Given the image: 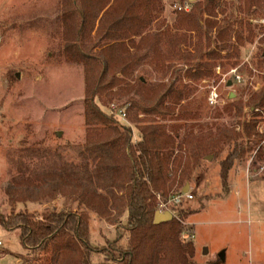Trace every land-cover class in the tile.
<instances>
[{"label":"trees","instance_id":"trees-1","mask_svg":"<svg viewBox=\"0 0 264 264\" xmlns=\"http://www.w3.org/2000/svg\"><path fill=\"white\" fill-rule=\"evenodd\" d=\"M219 2L195 3L190 12H177L168 24L162 0H62L64 58L84 67L86 140L94 152L110 150L109 193L55 172L21 180L17 187L29 189L25 196L31 201L46 196L43 185L51 196L65 195L84 207L81 211L1 215L0 225L8 231L19 230L28 257L50 249V264H90L91 255L98 253L112 264H194V239L183 240L182 221L174 218L154 224L159 200L168 202L185 188L202 160L217 159L224 152L220 168L222 183L227 184L230 168L247 153L244 144L264 140L257 129L264 118V76L262 88L253 91L246 104L229 101L206 125L200 124L201 107L184 104L175 87L184 68L186 81L196 83L212 79L220 65L235 67L241 48L255 41L252 25L244 24L248 32L244 36L242 24L238 31L234 23L216 21L226 13L218 10ZM260 33L258 65L264 75L262 29ZM145 66L160 74L157 82L139 76ZM116 100H124L121 109L131 125H120L105 111ZM246 107L253 120L245 119ZM223 113L237 123L216 125L214 121ZM258 151L264 158V150ZM100 153L90 158L81 154L87 176L98 171ZM89 212L117 226L127 215L128 246L118 245L119 236L102 249L92 247Z\"/></svg>","mask_w":264,"mask_h":264},{"label":"rangeland","instance_id":"rangeland-1","mask_svg":"<svg viewBox=\"0 0 264 264\" xmlns=\"http://www.w3.org/2000/svg\"><path fill=\"white\" fill-rule=\"evenodd\" d=\"M162 1L164 20L171 24L177 12H184L179 7L188 3L192 10L193 4L204 6L210 0ZM259 1L256 4V0H220L218 4V10H226L217 17L218 23H234L238 31L242 24L244 36L248 34L244 24L256 29L255 41L241 48L235 67L220 65L212 79L196 83L186 81L185 68L181 71L175 87L179 97H184V104L190 102L201 107V125L211 123L210 118L216 112L221 113L229 101L241 100L246 104L249 95L262 88L264 75L258 65L261 56L258 41L262 36L260 29L264 32V0ZM61 11L62 0H0V216L84 210L65 195L51 196L46 186L41 185L46 196L36 201L26 198L29 189L17 187L21 180H32L35 175L48 172L87 179L82 182L87 187L109 193L110 150L94 152L87 145L84 67L64 58ZM151 69L145 66L139 76L157 82L160 74L151 73ZM236 75L241 76L240 82L234 81ZM230 81L233 85L227 87ZM214 88L219 102L212 106L208 98ZM231 94L234 99H229ZM123 104L124 100H116L109 109H104L120 125H131L121 117L125 113L121 109ZM190 109L193 112L194 107ZM244 114L248 121L255 118L247 107ZM261 119L257 129L264 134V118ZM214 122L232 127L237 120L223 113ZM244 146L247 153L230 168L227 184L222 183L220 168L227 154L224 152L217 159L213 156L212 160H202L192 174L188 182L192 202L174 208L169 199L159 200L158 212L169 211L182 221L184 231L194 234L197 248L194 264H264V158L258 151L264 150V140L247 141ZM98 152L103 155L98 161L100 167L87 176L81 154L90 158L97 157ZM89 217L92 247L102 249L107 241L119 236L122 239L118 245L128 246L126 223L99 225L96 221L105 219L92 212ZM19 235V230L8 231L0 225V264H50V249L28 257ZM90 264L112 263L98 253L91 255Z\"/></svg>","mask_w":264,"mask_h":264},{"label":"built area","instance_id":"built-area-1","mask_svg":"<svg viewBox=\"0 0 264 264\" xmlns=\"http://www.w3.org/2000/svg\"><path fill=\"white\" fill-rule=\"evenodd\" d=\"M179 9L181 11L186 12V13L191 11L190 6H189L188 3H186L185 6L179 7ZM240 80H241V76L236 75L234 81L240 82ZM208 102L212 106L217 105V103L219 102V94L217 92V89L214 88L212 90V92L209 95ZM111 107H112V110H115L116 109V107H114V105H112ZM121 117L122 118H126V115L125 114H121ZM192 200H193V195H191L190 192L189 193H183L182 191H180V192L176 193L175 195H173L169 199V201H170L169 204H171V206L175 208L176 206L181 205L183 203L192 202ZM164 206L165 205H162L161 207H164ZM159 212H165V211L161 210ZM182 238L185 241H190V240H193L194 239V234L192 235L190 232L184 231V233L182 235Z\"/></svg>","mask_w":264,"mask_h":264},{"label":"water","instance_id":"water-1","mask_svg":"<svg viewBox=\"0 0 264 264\" xmlns=\"http://www.w3.org/2000/svg\"><path fill=\"white\" fill-rule=\"evenodd\" d=\"M191 3L195 2L196 0H189ZM233 83L230 81L227 83V87H232ZM229 99H234V95L231 94ZM57 136H61V133H57ZM213 156H207L206 160H212ZM183 193L190 192V184H186L185 188L182 190ZM155 225H161V223L170 222L174 219L173 215L169 211L165 212H157L155 214Z\"/></svg>","mask_w":264,"mask_h":264},{"label":"crops","instance_id":"crops-1","mask_svg":"<svg viewBox=\"0 0 264 264\" xmlns=\"http://www.w3.org/2000/svg\"><path fill=\"white\" fill-rule=\"evenodd\" d=\"M165 12H166V11H165ZM164 14H165V13H164ZM167 23L170 24L169 21H167ZM133 138H134L135 141H137V140L139 139V138H138V132H137L136 130H135L134 133H133ZM190 190H191V187H190ZM122 218H123V219H122L121 223H123V224L126 223V221H127V215H124ZM92 220H93V219H92ZM102 220H103V219H102ZM97 222H99V223H98L99 225H100V224H103V223L107 224V221H106V220H103V221H100V220L98 221V220H97L96 223H97ZM106 226H107V225H106ZM111 228H112V227H111ZM195 248H196V246H195ZM196 249H197V248H196ZM196 255H197V250H196Z\"/></svg>","mask_w":264,"mask_h":264}]
</instances>
